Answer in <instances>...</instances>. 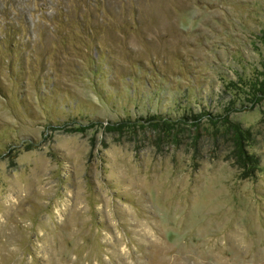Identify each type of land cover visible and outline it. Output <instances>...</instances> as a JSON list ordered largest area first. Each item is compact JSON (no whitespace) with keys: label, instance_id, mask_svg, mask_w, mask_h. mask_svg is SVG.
I'll return each instance as SVG.
<instances>
[{"label":"rangeland","instance_id":"374dc122","mask_svg":"<svg viewBox=\"0 0 264 264\" xmlns=\"http://www.w3.org/2000/svg\"><path fill=\"white\" fill-rule=\"evenodd\" d=\"M11 1L0 264H264V0Z\"/></svg>","mask_w":264,"mask_h":264},{"label":"trees","instance_id":"16d2710c","mask_svg":"<svg viewBox=\"0 0 264 264\" xmlns=\"http://www.w3.org/2000/svg\"><path fill=\"white\" fill-rule=\"evenodd\" d=\"M15 1V0H14ZM2 2V6H0V12L5 13L8 10V6H11V9L15 12H20L21 10L14 9L13 6V1L11 0H0V3ZM16 2V1H15ZM12 3V4H11ZM17 6V5H16ZM10 10V9H9ZM1 14V13H0ZM9 16V15H6ZM6 21H2L4 23V26L7 27V29L5 30L6 33H3V38H5L8 41V36L11 35L9 37V39L12 40V35H15L17 32H21L22 27L20 26L19 22L17 20H15L14 24L10 23L8 19V17H5ZM20 36H22V34L20 33ZM3 42L4 39H2ZM10 40V41H11ZM16 40V39H15ZM9 41V42H10ZM20 44V43H18ZM253 90H254V94L258 95L259 93L262 94L261 89H264V82H253ZM255 88V89H254ZM203 117H205L206 119H208L209 121L213 122V123H223V127L225 128V131L231 136V138L235 141V145L234 148V152L232 154L233 159L235 160L236 164L238 165L239 168H243L246 169L247 171L244 172L245 177H248L252 174V171H248V169L253 168L254 166L257 165V160L255 159V156L253 154H249L243 145L242 138H243V131L242 128L239 127L238 124H236L233 121H230L229 119H225L223 121H218L221 117V115H217V114H212L210 112L204 113V112H199L193 116L190 117H181L178 120H181L182 122L186 123V121L190 122L188 123L189 126L194 125L196 128L198 125L197 122H199ZM126 120L130 119L129 117L124 118ZM187 119V120H186ZM176 121H172L170 119L164 118L162 116L159 115H151L147 118H143V122H140L142 124H140L141 127H146L147 129L153 130V129H162L163 131L166 130V132L168 134H171L172 132L174 133L175 128H176ZM143 123H147V126ZM191 124V125H190ZM124 125V124H123ZM123 125H118V128H120ZM109 127H113V129H115V126H109ZM78 130H81V127L76 128Z\"/></svg>","mask_w":264,"mask_h":264}]
</instances>
